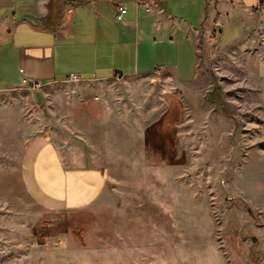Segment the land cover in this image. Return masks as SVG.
<instances>
[{
	"label": "rangeland",
	"instance_id": "1",
	"mask_svg": "<svg viewBox=\"0 0 264 264\" xmlns=\"http://www.w3.org/2000/svg\"><path fill=\"white\" fill-rule=\"evenodd\" d=\"M208 41L205 95L187 101L181 134L188 163L170 170L169 192L164 171L142 162L141 131L161 108L159 75L0 90V171L18 167L20 138L33 128L79 161L111 162L108 192L78 213L53 214L24 192L0 191V264H264V20L230 45ZM90 97L111 122L88 144L76 130Z\"/></svg>",
	"mask_w": 264,
	"mask_h": 264
},
{
	"label": "crops",
	"instance_id": "2",
	"mask_svg": "<svg viewBox=\"0 0 264 264\" xmlns=\"http://www.w3.org/2000/svg\"><path fill=\"white\" fill-rule=\"evenodd\" d=\"M140 1L0 0V90L30 87L32 80L61 83L71 72L83 81L103 82L151 76L160 68L161 108L141 131V150L147 168L164 171L163 190L169 192L170 170L188 163L181 140L187 101L205 95L199 82L201 41L215 37L221 46L238 41L264 20V0H150L171 14L164 19ZM122 3L127 12L119 20ZM260 70L264 106V65ZM87 105L84 128L76 132L89 144V134L107 129L111 110L91 97ZM20 141L18 167L0 171V191L24 192L41 209L64 215L88 208L108 192V160L79 156L84 157L79 161L55 135L34 128Z\"/></svg>",
	"mask_w": 264,
	"mask_h": 264
},
{
	"label": "built area",
	"instance_id": "3",
	"mask_svg": "<svg viewBox=\"0 0 264 264\" xmlns=\"http://www.w3.org/2000/svg\"><path fill=\"white\" fill-rule=\"evenodd\" d=\"M142 6H144V8L147 11H156L158 12L159 16L161 18L164 19V17H170L171 14L166 11L161 5H159L157 2H153L150 0H144V1H140L139 2ZM125 12H127V6L125 3H122L119 5L118 7V12H117V19L121 20L123 19ZM157 75H160L162 73V70L159 68L156 70L155 72ZM118 78H122L121 74L117 75ZM68 81H72V82H79V81H83V78L80 76V74L76 73V72H71L69 73L68 77H67ZM42 85V83L40 81L37 80H32L31 81V85L30 88H39Z\"/></svg>",
	"mask_w": 264,
	"mask_h": 264
}]
</instances>
